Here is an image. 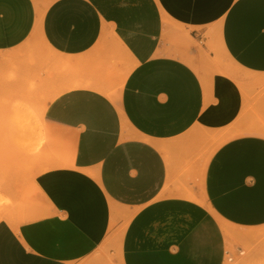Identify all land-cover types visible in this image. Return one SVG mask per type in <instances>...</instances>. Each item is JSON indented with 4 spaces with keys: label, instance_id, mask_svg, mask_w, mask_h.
<instances>
[{
    "label": "crops",
    "instance_id": "obj_1",
    "mask_svg": "<svg viewBox=\"0 0 264 264\" xmlns=\"http://www.w3.org/2000/svg\"><path fill=\"white\" fill-rule=\"evenodd\" d=\"M2 129L0 264H264V0H0Z\"/></svg>",
    "mask_w": 264,
    "mask_h": 264
},
{
    "label": "rangeland",
    "instance_id": "obj_2",
    "mask_svg": "<svg viewBox=\"0 0 264 264\" xmlns=\"http://www.w3.org/2000/svg\"><path fill=\"white\" fill-rule=\"evenodd\" d=\"M208 51L212 52V56L209 55V53H206L205 56L200 58L199 64L196 65V68L201 72L204 76H212L216 72H231L235 70V67L233 63L230 61L229 58H227L222 50L220 42L217 40L216 37L211 39V41L208 42ZM31 113L27 115L26 118L31 117ZM15 119V117L13 118ZM7 130V134L3 135L0 142V152L6 155L8 152L11 154L14 152V144L11 143V140H13L14 135V129H2ZM23 130V129H21ZM31 130V129H30ZM188 135H194L198 136L200 146H199V158L202 161V165H204L208 159L209 156H211V153H213V150L215 148H218L219 145H221V142L223 139L225 140V135L221 133L216 132H210L207 130H200L198 128H194L189 132ZM20 148H23L24 152H32L33 150L30 147V144L28 143H21L19 144ZM39 145H36V150H38ZM2 161H6V158ZM1 178V176H0ZM8 203V200H0V205ZM123 224H120L118 226V230H120L123 227Z\"/></svg>",
    "mask_w": 264,
    "mask_h": 264
},
{
    "label": "bare ground",
    "instance_id": "obj_3",
    "mask_svg": "<svg viewBox=\"0 0 264 264\" xmlns=\"http://www.w3.org/2000/svg\"><path fill=\"white\" fill-rule=\"evenodd\" d=\"M221 50H222V52H223V54L227 57V58H229L230 59V57H229V55L226 53V51L224 50V48L221 46ZM216 149V148H215ZM214 149V150H215ZM213 150V151H214ZM212 154V153H211ZM210 157V156H209ZM208 157V158H209ZM117 212V214H121V212L120 211H116ZM125 217H126V222H128V220H129V218H130V214L129 213H126V215H125Z\"/></svg>",
    "mask_w": 264,
    "mask_h": 264
}]
</instances>
